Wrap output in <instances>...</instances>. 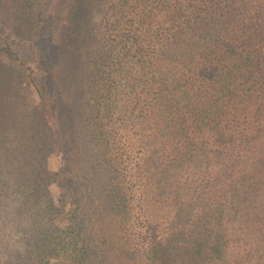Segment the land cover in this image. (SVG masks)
Returning a JSON list of instances; mask_svg holds the SVG:
<instances>
[{
    "label": "rangeland",
    "instance_id": "obj_1",
    "mask_svg": "<svg viewBox=\"0 0 264 264\" xmlns=\"http://www.w3.org/2000/svg\"><path fill=\"white\" fill-rule=\"evenodd\" d=\"M121 5L0 0V264H127L137 256L133 247L148 243L149 223L165 233L169 210L152 200L143 209L145 197L154 196V181L133 186L123 175L134 178L135 165L150 151L138 142L136 124L152 130L153 101L137 98V78H150L147 64L166 59L162 50L144 65L137 62L133 43L120 37ZM141 105L147 112L138 113ZM125 116L133 122L132 143L124 136L132 158L129 176L124 166L119 172L113 166L107 146ZM203 159L197 151V161L185 169L197 175ZM163 163L159 185L169 195L183 169ZM128 185L134 197L125 226ZM70 232L84 246L82 260L71 246L43 260L41 247L54 248Z\"/></svg>",
    "mask_w": 264,
    "mask_h": 264
},
{
    "label": "trees",
    "instance_id": "obj_2",
    "mask_svg": "<svg viewBox=\"0 0 264 264\" xmlns=\"http://www.w3.org/2000/svg\"><path fill=\"white\" fill-rule=\"evenodd\" d=\"M121 2L120 37L133 43L137 62L144 65L162 50L166 59L147 64L150 78L147 73L137 78V98L153 101L148 114L152 130L146 132L136 124L141 132L136 134L138 142L150 151L144 153L142 164L135 165L134 178L123 176L145 188L154 181V196L145 197L143 209L149 210L152 200L154 207L170 212L165 233L160 235V226L149 223L144 231L150 230L148 243L133 247L137 256L127 264H158L157 260L163 264H262L264 0ZM112 92L109 89L106 94ZM136 110L148 109L141 105ZM130 120L125 116L123 127L107 142L113 166L118 172L124 166L128 176L132 158L124 148V136L132 143ZM197 151L202 152L205 166L195 175L185 168L197 161ZM164 160L167 169L178 164L183 169L171 181L169 195L162 194L159 185ZM126 188L127 212L121 219L125 226L130 223L134 197V188ZM132 241L131 236L126 238L131 246ZM69 246L79 251L82 260L84 246L72 232L54 248L43 245L41 256L47 259L53 251Z\"/></svg>",
    "mask_w": 264,
    "mask_h": 264
}]
</instances>
